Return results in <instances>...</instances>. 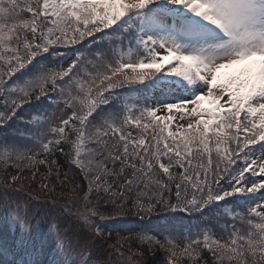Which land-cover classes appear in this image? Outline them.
I'll list each match as a JSON object with an SVG mask.
<instances>
[{
    "label": "snow or ice",
    "instance_id": "1",
    "mask_svg": "<svg viewBox=\"0 0 264 264\" xmlns=\"http://www.w3.org/2000/svg\"><path fill=\"white\" fill-rule=\"evenodd\" d=\"M77 44L72 57L60 51ZM137 85L158 95L130 105L125 89ZM36 92L46 105L31 104ZM53 99L71 112L51 130L56 138L45 143L43 133H33L38 143L29 147L5 131L0 147L6 158L14 154L30 165L50 164L35 155L65 145L69 155L74 150L89 196L115 206L100 212L93 205L76 217L97 236L103 228L92 217L112 218L143 185L130 201L141 218L157 204L201 218L222 201L235 205L216 213L231 217L226 236L213 239L205 228L202 239H189L184 253L192 264L204 249L219 264H264V0H0V128H11L26 112L25 128L37 123L31 113L51 108ZM173 110L180 120L187 117L175 131ZM54 119L44 115L48 125ZM133 126L143 138L132 136ZM85 137L92 144L87 157L81 155ZM197 155L207 159L193 169ZM157 167L167 180L150 178ZM173 167L183 169L179 178ZM41 187L56 199L49 184ZM165 191L174 192L175 203L164 204ZM0 210L18 229L11 245L0 242L3 264H101L90 258L86 237L46 226L6 190ZM145 239L176 255L174 238Z\"/></svg>",
    "mask_w": 264,
    "mask_h": 264
},
{
    "label": "trees",
    "instance_id": "2",
    "mask_svg": "<svg viewBox=\"0 0 264 264\" xmlns=\"http://www.w3.org/2000/svg\"><path fill=\"white\" fill-rule=\"evenodd\" d=\"M79 47V44L74 46L69 45L61 48L60 51L72 57L73 49ZM94 92L95 89H93ZM125 92L127 95H134L131 89H125ZM39 95V92L33 94L30 101L32 105L39 106L42 102L45 105L48 103L44 96H40V99L37 100L36 97ZM55 95L51 90H48L49 97H54ZM130 100H132L131 97H129ZM51 101L58 104L59 107L56 106V110L52 106L51 108L45 107L40 113H31L32 115H37L39 120L27 128H25V120L29 113L26 112L24 119L15 120L14 118V122H9L13 125L11 128L8 125L0 128V137H3L5 131H7L12 135L16 143L27 144L29 147L38 143V141L32 139L33 133H43L45 143L50 139L56 138L51 130L61 122L57 113L60 108H64V105L63 101L55 99ZM134 103L137 102L134 101ZM31 107L33 106L25 105L26 109ZM66 112V115H71L70 111L66 110ZM46 113H54L55 119L50 125L44 121ZM66 115L64 118H66ZM130 130L132 136L136 139L143 138L140 129L133 126ZM18 132L23 133V135H17ZM48 136L51 137L48 138ZM147 139L151 141V135H148ZM2 143L3 141H0V144ZM91 147V141L85 137L81 147V155L87 157ZM35 151L39 152V148L37 147ZM68 153L69 148L65 145L63 151L57 149L49 156L42 154L34 156L35 160H47L50 164L30 165L27 159H16L14 154L6 158L4 148L0 147V201H2L3 193L6 190L10 194L12 201L19 202L22 210H27L33 215H38L43 219L46 226L50 224L54 228L59 227L65 232L78 234L82 238L86 237L89 255L94 261L99 260L101 264H129L130 259L137 258L138 261L143 262L141 264H152V262L153 264H192L191 258L184 251L174 248L176 252L174 256L172 251L167 248L159 247L157 249V244L150 246L148 240L143 236L144 233H155L154 229L158 228L159 225L160 228H163L161 229L162 231H168L170 225H167V221L169 218L173 220V232H182L185 225L188 231H196L201 235L204 229L207 228L214 234L213 239L227 235L224 231V224L226 222L216 216L218 210L219 212L223 211L224 207L220 206L221 203H226L223 201L218 206H213L217 211H212L205 218H201L197 213L189 215L183 211H173L162 204H157L150 214L141 218L143 214L137 215L136 208L132 207L130 202L135 199L136 195L142 194L145 191L143 185H141L138 189L134 188L131 196L128 197L129 202L123 205L122 210L115 212L112 218L100 221L98 217H92L103 228V233L97 236L87 224H84L82 220L76 219V217L90 214L93 211V205H98L100 212H106L115 206L98 201L95 193L89 196V179L85 177V174L81 173L80 167L73 163L74 150L72 155ZM25 155L33 156V152H26ZM212 156L215 163L216 152L214 148ZM206 159V155L203 158L199 155L195 156L192 160L193 169L196 168L198 163H203ZM162 161L167 163V158H163ZM171 172L173 176L179 178V174L183 172V169L173 167L171 168ZM33 173H35V178H33ZM13 175L19 176L20 179L13 182L11 180ZM157 175H160L162 180H167V177L162 175V171L158 167L153 170L150 178L155 179ZM148 179H145V184L148 183ZM116 182L117 184H121L123 180L122 178H116ZM42 184H49V187L55 190V200L47 194V190L42 189ZM215 187L213 185L214 189ZM162 196L165 205L168 202L175 203L174 192L170 195L165 191L162 193ZM143 199L147 200L148 197L143 196ZM230 199L234 201L235 197ZM52 204L55 207H49ZM232 205L235 206L231 204L228 207H233ZM241 230L243 231L244 229L242 228ZM16 235H18V229L16 232L13 231L11 218L7 217L3 210H0V242H7L11 245ZM163 251L167 253V256L163 255ZM5 259L6 257L0 256V264H3ZM198 264H219V262L211 252L204 249L200 251ZM224 264H229V262L226 260ZM232 264H235V262H232Z\"/></svg>",
    "mask_w": 264,
    "mask_h": 264
},
{
    "label": "rangeland",
    "instance_id": "3",
    "mask_svg": "<svg viewBox=\"0 0 264 264\" xmlns=\"http://www.w3.org/2000/svg\"><path fill=\"white\" fill-rule=\"evenodd\" d=\"M154 95V94H153ZM153 95L151 96V99H152V97H153ZM155 95H158V93H155ZM67 114V112H66V110L65 109H61V111L58 113V115H59V120L61 121V119L62 118H64L65 117V115ZM158 114H161V115H163V114H165V113H158ZM173 115L176 117V120H174L173 121V131H175V125H177V124H186V122H187V117L185 118V120H180L179 119V113L178 112H176L175 110H173ZM14 199H15V197H14ZM164 253H163V255H165V256H167V253L165 252V251H163ZM134 261L137 263V264H141V263H143V262H141V261H138L137 260V258H134ZM129 264H134V262L130 259V262H128Z\"/></svg>",
    "mask_w": 264,
    "mask_h": 264
}]
</instances>
